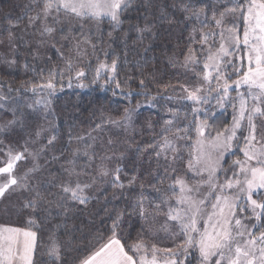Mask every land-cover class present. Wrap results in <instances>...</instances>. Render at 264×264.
Segmentation results:
<instances>
[{"label":"snow or ice","instance_id":"obj_1","mask_svg":"<svg viewBox=\"0 0 264 264\" xmlns=\"http://www.w3.org/2000/svg\"><path fill=\"white\" fill-rule=\"evenodd\" d=\"M133 0H33L29 11L33 15L27 16V25L36 30L40 39L36 42L34 56H39V48L54 38L57 31L64 33L61 37L66 42L75 43L65 54L59 48L57 54L65 61V68L48 70L46 83L23 84L13 87L11 84L0 82V111H10L12 119L0 125V134L8 135V130H15L17 125L24 124V113L19 109V97L12 93L33 94L47 92L52 95L56 91L57 78L62 79L71 73L76 66L74 61L82 60L98 51L97 43H93L91 35L81 31V38L65 33L62 26L68 18L80 21L92 20L97 23L107 19L113 30L123 25L122 17L129 11ZM203 3L204 0H197ZM220 8L223 10L221 11ZM186 22L191 26L185 49L182 50L183 60L176 56L170 58L169 63L174 67L179 65L189 77L190 83L162 85V90L177 89L184 95L166 96L169 101L179 100L181 103L191 101L198 105L191 109L193 119L180 126L179 109L169 108L170 119L164 120L159 132L153 129V143L145 151L153 155L150 159L164 162L163 173L171 177L167 188L154 187L156 194L149 200L141 194L135 201V214L147 221L148 214L145 202L153 203L159 210L167 205L165 213L167 220L175 222L179 227L176 234L183 237L181 244L173 249H159L156 245H148L143 239L135 243H128L120 230L124 213H116L108 228L110 235H98L89 254L80 260V264H190L191 250L198 251L200 264H264V0H222L219 8L206 4L195 7L192 0L179 8ZM211 11V17L208 16ZM20 18H17L19 20ZM57 25L61 27L57 28ZM198 25V26H196ZM18 23H10L7 29V44L12 58L0 56V63L9 67L17 64L19 39L14 29ZM141 35L150 33L152 25L146 23L143 27L133 25ZM81 30L83 24L80 25ZM111 36V32H109ZM4 39H0V44ZM55 48V44H51ZM102 51V49H101ZM105 57L109 56L104 52ZM99 59V57H97ZM28 67L27 64L24 65ZM35 71V69H33ZM96 79L101 72L110 73L105 84H115V89L131 97L133 93L123 92L121 82L116 79L118 74V59L113 58L111 64L100 62L96 68ZM86 72L80 69L75 72V78L85 77ZM139 86L147 89L146 80L154 81V76L141 71ZM237 77L232 79V77ZM69 77V86H71ZM128 77L124 83L127 84ZM83 86V85H81ZM104 87V85H101ZM159 87V86H158ZM244 91H241V89ZM235 91L236 96L231 93ZM148 95V92L136 93ZM153 100L156 97L152 98ZM225 109L231 105L233 117L231 126H225L215 131L213 136L208 121L215 117L210 112L211 101ZM152 101H149L151 103ZM49 101L38 99L35 104L47 107ZM16 104V107H11ZM207 105L208 107H200ZM238 105V106H237ZM140 105L137 104V108ZM154 106V105H153ZM28 107H32L29 105ZM135 109H125L121 117L123 121L131 119ZM19 113V115H18ZM203 116L204 119H200ZM188 120V114L183 117ZM118 124L119 120L105 117L101 114V123ZM151 128V125H149ZM96 128H101L97 124ZM43 129H37L30 134L17 150L12 144H5L0 140V197L9 191L21 189L36 191L30 183L31 178L39 172L43 165L39 163L48 145L54 143L53 135L47 143L36 150H30V144L39 143ZM195 133V144L191 143L192 133ZM87 139H94L91 133L85 136L73 137L68 134V142L75 139L85 143L83 157L87 163L77 168L76 161L81 158L80 150L73 151L72 159L67 166H62L63 179L58 185V205L63 207L70 203L86 205L93 197L90 190L97 181L107 182L116 189L125 187L121 180L122 168L117 166L109 169L106 162L113 157L99 155L95 148L86 143ZM242 142V146H241ZM111 144V141H109ZM187 147L188 159L183 157V149ZM235 147V151L233 150ZM91 150V154H89ZM243 155V159H236L228 167L224 166L226 155ZM31 158L32 167L23 175H17V168L21 161L27 162ZM61 157L53 156L52 160ZM183 163L184 176L178 175L179 169L173 165ZM159 174V173H158ZM189 179L193 182L190 183ZM136 177L129 180L134 184ZM171 193V196L168 195ZM37 197L40 193L36 191ZM28 201L26 206H32ZM36 233L19 228L0 226V264H34ZM50 253L54 257L59 255V245L52 242ZM162 253V255H161Z\"/></svg>","mask_w":264,"mask_h":264},{"label":"trees","instance_id":"obj_2","mask_svg":"<svg viewBox=\"0 0 264 264\" xmlns=\"http://www.w3.org/2000/svg\"><path fill=\"white\" fill-rule=\"evenodd\" d=\"M32 2L33 0H0V39H4V43L0 44V56L12 58L6 39L7 29L10 23L19 24L13 30L19 38L16 41L18 47L17 64L9 67L4 63H0V82L11 84L13 87H20L22 84L25 87H30L27 84L29 81L32 84L46 83L49 69L65 68V61L56 52L59 42H48L46 45L41 46L38 50V57L33 55L37 50L33 44V38L29 44L22 42L24 39L23 31L32 29L30 26L26 27L28 23L27 16L34 14L28 10ZM169 13H171L169 7L162 6L159 0H133L129 11L122 17L123 25L120 29L113 30L108 20H103L99 26H96V31L92 36L98 38L100 42L97 44L98 51L95 55L99 57L98 60L105 58L108 64L111 63L113 58L118 59L116 79L121 82L124 93L131 91L133 95L128 97L122 94L120 89H115L114 83L105 84L107 75L110 73H106L104 77L97 79V83L91 82L89 75L76 79L74 71L66 74L62 79L57 78L56 94L51 103L49 115V117L54 115L53 124L50 126L52 127L50 136L55 135L56 139L53 144L49 145V150L53 149L52 153L49 156L45 155V159L42 158V160L51 161L61 166L66 165L67 161L73 158V151L77 150L78 147L84 150L83 145H85V143H79L75 139L69 144V131H71L73 137H87L88 133L92 134L101 130L105 123L98 122L96 115L109 113L121 106H134L144 98L156 97L161 99L171 93L170 90H168L169 92L162 90L161 84L169 77H172L171 84L179 82L177 72H180V67L179 65L174 67L169 63V60L173 56L180 58L179 54H175L174 51L177 50L178 43L183 39L184 33L182 32L183 28L178 23L168 18ZM17 18L20 19L17 20ZM146 23L152 25L151 32L144 33L142 37L135 27H131L133 25L143 27ZM62 26L65 33L71 32V35H74V32H84V27L81 30L80 25H77L76 28L71 25L67 27V19ZM59 27L61 26L57 28ZM109 32H111V36H109ZM57 34L64 35L59 31H57ZM53 43L55 48L51 47ZM104 52L109 53L107 58ZM25 64L28 65L27 68H25ZM87 68L86 74L90 71V64ZM141 71L151 74L155 78L153 82L145 81L147 89H142L139 86L140 79L144 78L141 76ZM69 77L72 78L70 81L71 86H69ZM128 77L132 79L125 84L124 81ZM181 77L184 79L182 74ZM99 81H104V87H101L102 84H98ZM79 82L83 86L78 87ZM145 91L148 92L147 96L136 94ZM46 93L45 91L33 94L28 91L23 94L12 93V95L19 97L18 106L20 112H22L30 105L33 98ZM55 99H58V101L56 102ZM155 101L159 100L155 99ZM16 106V104H11V107ZM150 112V120L156 121L154 126L155 131H157L160 126L159 122L163 121V113L157 107L151 109ZM97 124H101V128L97 129ZM90 126L91 128L88 129ZM150 135H152V132H150ZM147 140L144 143L142 142L133 153H129L128 149L119 150L121 153L118 158L120 160L118 165L120 164L122 168L121 180L125 185L123 189H116L110 183L105 182L99 187L94 186L93 190L91 189L90 195L93 198L86 205L70 203L61 207L58 205V196L49 198L47 206L44 204L48 194L53 192V186H49L50 184L46 182L38 188L37 191L40 196L37 197L34 194L30 199L35 205L32 204L35 207L34 210L39 213L34 216L38 224L36 226L32 223L30 227L25 228L35 231L37 245L42 236V229L47 228L50 230L48 233L59 245V255L58 257H48L47 253L38 255L39 251L36 247L33 257L34 264H77L92 250L95 238L98 235L105 237L110 235L108 232V228L112 223L110 217H114L118 212L124 213L120 230L128 238V241L138 233H142L145 228V220L135 214L133 205L141 194V185H143L144 196H148L146 194L147 185L157 174L155 167H151L152 162L157 161L150 159L152 156L146 155L147 151L145 149L152 143H149V139ZM95 150L100 153L98 147H95ZM82 153L83 151L80 150L81 158L76 161L78 169L79 164L87 163ZM89 154H91V150H89ZM53 156L61 158L54 161L52 160ZM48 174L59 179V182L63 179L62 169L59 167L51 168ZM134 176L136 177L135 183L129 185V180ZM49 209L54 212L58 210V212L50 214L48 218H43L44 215L49 214ZM23 215L25 217L27 212L23 211Z\"/></svg>","mask_w":264,"mask_h":264},{"label":"rangeland","instance_id":"obj_3","mask_svg":"<svg viewBox=\"0 0 264 264\" xmlns=\"http://www.w3.org/2000/svg\"><path fill=\"white\" fill-rule=\"evenodd\" d=\"M159 2L162 4V6H168L171 13H169V19L175 21L178 23L181 28H183L182 32L184 33L183 39L178 43L177 50L174 51L175 54H179L180 58L179 60H183L182 56V50L185 49L186 43H187V37L189 35V30L191 26H186V22L183 19L182 13L179 11V8L183 5H186L189 3V0H159ZM195 7H204L206 4H211L219 8L222 0H204L203 3L197 2V0H192ZM222 11L223 9L220 8ZM212 13L211 11H208V16L211 17ZM167 18V19H168ZM178 18V20H176ZM107 20V19H105ZM83 24L84 27V34L85 35H91V39L93 43L99 44V39L92 36V34L96 31V26H99L100 22L97 23L96 21L92 20H84L80 21L75 18H68L67 19V27L74 26L75 28L78 27L77 25ZM61 26V25H57ZM198 26V25H196ZM23 31V30H22ZM24 36L22 42L28 43L33 38V44L36 46V42L40 39L39 34L36 32L35 29L30 30H24ZM77 38H81V33L74 32V35ZM62 36L58 35L57 32L54 36V38H49L48 42H59V49L63 51L65 54L68 53V50L72 47V45L75 43L74 40L70 42H66L61 38ZM89 55L84 57L82 60L74 61V64L76 65L72 71L76 72L80 69H83L86 71L88 68L87 66L90 64V71L86 75H89V79L91 82H94V78L96 75V68L98 67L100 62H106L105 58H102L100 60L97 59V55L91 54V48L88 49ZM105 50V48H104ZM97 59V60H96ZM94 60V61H93ZM111 63H109L110 65ZM179 75V83H190L189 77L191 74H188V76H185L184 70L180 68V72H177ZM106 72H101L100 77H104ZM181 74L184 76V79H182ZM107 75V79L108 76ZM237 77L233 76L232 79H236ZM172 77H169L163 84L171 83ZM97 80V79H96ZM95 80L94 83H97ZM98 84H104V81ZM78 87H81V83L79 82ZM241 91H244L242 88ZM169 92V91H167ZM172 93H168L166 96H178V95H184V93L179 92L177 89L176 91L170 90ZM55 92L52 95H48V93L42 95H37L35 98L31 100L30 105L32 107H27L24 111V124L23 125H17L15 130L9 129L8 135L0 134V140H2L5 144H12L17 150H19V146L24 143L25 140H29L30 134L34 133L37 129H43L42 135L39 139V143L36 144H30L29 148L30 150H36L43 145L47 143V139L51 138L52 133V124L54 115L49 117L50 110H51V103L54 99ZM232 96H236V92L233 91L231 93ZM47 99L49 101L47 107H45L43 104L37 105L35 104V101L38 99ZM150 98H144L139 103H136L134 106H121L117 107L114 110H111L109 113H103L105 117H111L114 120H119L120 123L118 124H111L105 122L102 126V129L99 131L93 132L91 134V137L94 139H86L87 144L91 145L92 147H98L100 153L99 155H107L110 157H113L110 161H107V167L109 169L115 168L117 166L120 167V160H118L120 156V149H128L129 153H133L136 151L140 144L144 141H148L149 143H153V129L155 130L154 123L156 121L150 120L151 118V112L150 110L157 107L162 111V119L167 120L171 118V115L168 113L169 108H177L179 109V116H180V126L183 127L184 124L188 123V121H191L193 119V116L191 114V109L193 107H197L198 105L192 104L191 101H185L181 103L179 100H173L169 101L165 98H156L155 101ZM56 102L58 99H55ZM64 100V99H63ZM149 101H152L149 103ZM137 104L140 106L137 108ZM154 105V106H153ZM211 108L210 112L215 113V117L213 119H210L208 121L210 127V131L212 135H215V131L217 129H221L225 126H231L232 124V117H233V108L231 105L226 106L225 109H221L216 105L215 100L211 101ZM238 106V105H237ZM200 107H208L207 105L200 106ZM135 109L131 113V119L129 121H123L121 120V117L124 115L125 109ZM102 114V113H101ZM101 114L96 115L95 117L98 119V122H101ZM185 114H188V120H184L183 117ZM12 115L10 111H0V125H3L6 121L11 120ZM200 119H204L203 116L200 117ZM163 121H160V126L163 124ZM151 125V128L149 127ZM160 126L157 128L156 132H159ZM88 127V129H90ZM150 132H152V135H150ZM192 140L191 143L194 145L196 136L193 132L191 134ZM45 141V142H44ZM109 141H111V144H109ZM151 143V144H152ZM242 146V142H241ZM49 145L46 148V151L41 156L39 163L43 165L42 169L35 173L33 177L31 178L30 183L35 187L36 191L38 188L43 185L44 183L48 182L50 185L53 186L58 184L59 179L56 177L49 175L48 171L53 167H59L62 169V166L66 165H60V164H54L51 161L42 160L45 159V155H50L52 153V150H49ZM85 148V145H83V149ZM79 150L83 151L81 148L78 147ZM130 150V151H129ZM235 151V147L233 149ZM188 151L189 149L185 147L183 149V157L186 161L188 159ZM146 155L152 156V153L150 151L146 152ZM236 159H243V155L240 152H236L235 155H226L225 156V162L224 166L228 167L233 160ZM84 163L79 164L78 166H83ZM174 167H177L179 169L178 175L184 176V165L183 163L173 165ZM32 167V161L31 158L27 162L21 161L17 168V175H23L25 171L30 169ZM156 169V175H154L153 179L150 181V184L147 185L146 194H148L147 198L152 200V198L155 197V193L153 192L154 187H161V188H167L168 184L171 183V177H165L163 173V167L164 162H160V167L158 169L157 162H152V166ZM158 172H160L158 174ZM108 178H106L104 181H97L95 184V187H99L102 183L107 182ZM189 182L192 183L193 181L189 179ZM93 190V189H92ZM90 190V191H92ZM36 191H28V190H21L16 189L9 191L5 194L4 197H0V226H8V227H30L32 223H34L36 226L38 224V221L34 219V216L39 214L34 209L35 206H26L28 204V201H30L31 196L36 194ZM58 189L56 186H53V192L51 194H48L47 200L44 201V204L46 206L48 205V199L57 196ZM169 196H171V193H168ZM160 201L154 200L153 203H148L146 201L145 210L148 214L147 221H145V228L143 229L142 233H138L134 238H131V240L128 241L129 244L135 243L137 239H143L148 245H156L159 249H173L176 250V246L181 244L183 241V237H179L176 235L179 232V227L175 222H170L167 220V217L165 213L167 212V205H163L159 210H157L154 207V204H159ZM23 211L27 212V215L24 217ZM49 214H46L43 216L49 217L52 213H57L58 210L55 212L51 209L48 210ZM20 215V218L18 219ZM42 236L39 239V243L36 246L38 249V255L41 253H47L48 257H54L50 253V248L52 247V242L54 238L51 237L50 230L47 228L42 229ZM192 255L189 257L190 264H200V260L198 258L199 254L196 250H191ZM162 255V253H161ZM186 264L188 262L186 261Z\"/></svg>","mask_w":264,"mask_h":264},{"label":"crops","instance_id":"obj_4","mask_svg":"<svg viewBox=\"0 0 264 264\" xmlns=\"http://www.w3.org/2000/svg\"><path fill=\"white\" fill-rule=\"evenodd\" d=\"M17 228L22 229V230H27V231L35 232L33 229H30V228H23V227H17ZM36 246H37V236H36V239H35V250H34V253H33V257H34L35 251H36ZM88 254H86L84 257H86ZM77 264H80V261Z\"/></svg>","mask_w":264,"mask_h":264}]
</instances>
